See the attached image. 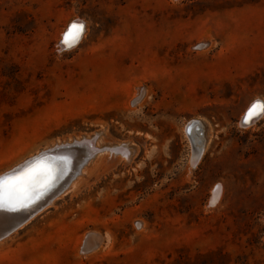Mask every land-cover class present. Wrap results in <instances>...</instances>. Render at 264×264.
<instances>
[{"label":"rangeland","instance_id":"374dc122","mask_svg":"<svg viewBox=\"0 0 264 264\" xmlns=\"http://www.w3.org/2000/svg\"><path fill=\"white\" fill-rule=\"evenodd\" d=\"M256 100L264 0H0V175L59 142L101 148L0 264H264V116L240 124ZM119 144L127 159L102 148Z\"/></svg>","mask_w":264,"mask_h":264},{"label":"snow or ice","instance_id":"6c2138e0","mask_svg":"<svg viewBox=\"0 0 264 264\" xmlns=\"http://www.w3.org/2000/svg\"><path fill=\"white\" fill-rule=\"evenodd\" d=\"M84 27L81 22L71 23L63 34V43L72 46L74 42H78ZM260 116H264V101L256 100L247 108L241 122L248 125ZM61 160L63 158L44 162L42 159L27 165L23 170L0 177V210L18 212L28 209L50 186L48 182L61 169ZM63 162L66 163V160Z\"/></svg>","mask_w":264,"mask_h":264},{"label":"bare ground","instance_id":"6f19581e","mask_svg":"<svg viewBox=\"0 0 264 264\" xmlns=\"http://www.w3.org/2000/svg\"><path fill=\"white\" fill-rule=\"evenodd\" d=\"M74 22H76V21H73L71 23H74ZM70 24H68L64 28L63 34L66 32V30L68 29V27H69ZM60 39L62 40L61 41L62 42L61 43V47L62 48L68 47V46H66L63 43V35L60 37ZM74 43H76V42H74ZM249 106L246 107L244 113L246 112V110H247V108ZM253 121L251 123H249V124L254 123ZM240 124H243V123H241V119H240ZM199 125L200 124L197 123L196 121L195 122H190L186 126V128H185V134H186V136H187L186 130L188 132H190V134H191V138H188V136H187V138L190 139L189 141H191L190 142V145H191V157H190V161L191 162L192 161H196L197 162V160L199 159L200 155L203 152L202 147L201 146H198V144H200L201 140L198 138V140H196V142H195V140H193V137H192L193 135H196V137H197V135H198V137L201 136V134H202L201 131H199L197 133V128H198ZM199 127H201V126H199ZM98 135H99V132L98 133H95V135L93 137H87V138H84V139H71L69 142L68 141L59 142L58 144H54V145L46 148L45 150L41 151L43 153H53V154H56L57 152H51L50 150L51 149L54 150V148L71 147V150H70L71 152L70 153H71V156H73L75 158V161L76 162L72 165V167L71 166H67V164H66L67 163V158H66V163L61 162V169L60 170H57L56 173H55V175H54V177L48 182L50 186L47 187V190L44 191L43 194L40 196V198L39 199H36L35 202L36 201L38 202L40 199H45L49 195V193H51L53 191V189L55 190V187H56L57 183H59L63 179H65V182H64L65 184L62 187L61 186L58 187L57 190H56V192L52 196H55L56 194L58 195L61 192L63 193L68 188L70 182L72 181V179H74L75 175L80 171V169L82 168V166H84L85 162H87L90 158H92V156L94 154H96L101 149V148H96L95 147V144H94L95 138ZM102 148H105L108 151V154L109 155H111V154H115V155L118 154V155H120V158H123V159H127L128 156H129V154H130V151L128 150V147L126 146V144H119V145H115V146L113 145V146H108V147L106 146V147H102ZM35 156H37V155H35ZM16 168H14V169H16ZM14 169H10V170L13 171ZM9 172H6V173H9ZM218 193H219V187H215L214 190L212 191V195L210 196V199H209V204L211 206L215 204V202H216V200L218 198ZM48 202H49V200L46 199L45 205L46 204H49Z\"/></svg>","mask_w":264,"mask_h":264},{"label":"water","instance_id":"95a60500","mask_svg":"<svg viewBox=\"0 0 264 264\" xmlns=\"http://www.w3.org/2000/svg\"><path fill=\"white\" fill-rule=\"evenodd\" d=\"M186 133H187L188 138H191L190 132L186 130ZM81 139H84V138H81ZM70 150H71V147H65V148L61 147V148H54V150L53 149L50 150L51 152H57L56 154L41 152L37 156H33L30 160H27L26 162L18 166L13 171H10L9 173L1 175L0 177L11 175L15 171L23 170L26 168L27 165H30L36 161H41L42 159H44V162H47V160L63 158V160H61V162H63L67 158V163H66L67 166L72 167V165L76 161H75V158L71 156ZM64 182H65V179L61 180L59 183H57L55 190L53 189V191L49 193L50 196L48 195L45 199H40L38 202L36 201L26 210H22L18 212H5L3 210H0V240L11 235L13 232H15L20 227H22L29 218L31 219L35 215V213L38 212L44 206L46 199L48 200L56 192L58 187L60 186L62 187L65 184ZM99 240L100 238L94 234L86 235L83 241L82 247H81V251L88 252L91 249L95 248Z\"/></svg>","mask_w":264,"mask_h":264}]
</instances>
